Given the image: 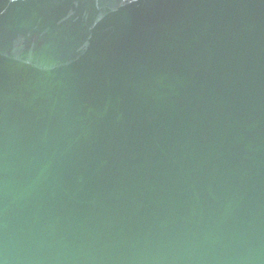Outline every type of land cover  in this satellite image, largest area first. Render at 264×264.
I'll return each instance as SVG.
<instances>
[{
	"label": "water",
	"instance_id": "95a60500",
	"mask_svg": "<svg viewBox=\"0 0 264 264\" xmlns=\"http://www.w3.org/2000/svg\"><path fill=\"white\" fill-rule=\"evenodd\" d=\"M0 264H264V0H0Z\"/></svg>",
	"mask_w": 264,
	"mask_h": 264
}]
</instances>
